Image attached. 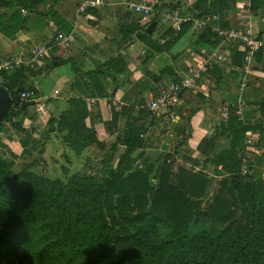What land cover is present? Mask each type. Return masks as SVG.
<instances>
[{"label": "crops", "instance_id": "obj_1", "mask_svg": "<svg viewBox=\"0 0 264 264\" xmlns=\"http://www.w3.org/2000/svg\"><path fill=\"white\" fill-rule=\"evenodd\" d=\"M91 1L0 0V61H32V67H23L31 70L25 82L36 92L26 111L4 118L8 126L0 132V154L6 157L27 141H38L46 163L105 180L125 154L122 140L131 128L139 139L131 154L134 166L152 167L154 184L160 167L185 182L187 172H202L210 178L201 196L205 200L225 176L215 160L228 147L234 116L248 126L240 175L261 180L264 49L247 62L242 44L220 32L240 28L263 34L264 0H251L249 6L242 0H142L152 7L149 13L130 8L129 0H100L81 9ZM127 27L134 32L124 40ZM206 59L211 61L206 71L170 109L144 108L161 88ZM52 63L57 64L49 68ZM74 120L93 135L79 153L64 141ZM119 148L124 152L114 167Z\"/></svg>", "mask_w": 264, "mask_h": 264}, {"label": "trees", "instance_id": "obj_2", "mask_svg": "<svg viewBox=\"0 0 264 264\" xmlns=\"http://www.w3.org/2000/svg\"><path fill=\"white\" fill-rule=\"evenodd\" d=\"M133 32L134 28H125L124 40ZM30 73L23 66L0 69V86L12 100L8 115L15 110L24 112L31 104L20 98L24 90H34L25 82ZM1 122L0 132L4 130ZM230 125L228 147L215 160L225 176L205 200L201 196L210 178L202 172H187L185 182L160 167L154 184L152 167L134 166L131 154L139 139L131 128L122 140L126 152L105 180L75 175L64 184L27 171L14 174L0 156V202L10 205L8 211L14 208L11 220L0 224V249H6L0 264L24 261L32 246L26 239L32 237L34 227L49 238L57 236L47 241V248L55 245L52 249H59L62 264H71L80 256L81 264H178L183 255H187L186 264H264V177L255 181L251 175H240L239 153L248 126L234 116ZM68 130L64 141L76 145V153L80 145L91 143L93 135L79 121H70ZM116 199L124 202L121 208L128 214L116 216ZM208 222L224 228L214 234L188 233L191 225ZM164 223L168 239L156 232ZM19 228L23 241L11 243Z\"/></svg>", "mask_w": 264, "mask_h": 264}, {"label": "rangeland", "instance_id": "obj_3", "mask_svg": "<svg viewBox=\"0 0 264 264\" xmlns=\"http://www.w3.org/2000/svg\"><path fill=\"white\" fill-rule=\"evenodd\" d=\"M1 126L7 127L8 119H3L1 122ZM33 142L34 143L31 144L30 142L27 141L26 144L21 145V147H17L16 151L10 150L9 154L6 157L5 154H0V156L10 164L9 168L14 174L27 171L31 175L40 176L42 178L49 180L57 179L62 181L64 184H67L72 179V177H75V175H72L70 173L69 169L58 167L53 164L54 163L53 161H49V163H46L45 161L40 159V155L42 151H40L39 142L38 141H33ZM94 172L96 173L95 174L96 176L100 175L101 173L100 168L96 166ZM118 200L119 199H116L114 201V209L116 216H122L123 214H128L129 212L126 213L125 209L123 207L121 208V205L122 204L124 205V202ZM9 206L10 205L8 204H4L3 202H0V224H3L4 222L11 220V214L13 213L14 208L9 209L8 211L7 209ZM5 225H2L1 227H4ZM22 228H19L13 232L12 238L10 239L11 243L13 241H23L22 231L24 230V228L23 229ZM167 228L168 226L165 223L162 224L159 227V229L156 230V232L158 233V237L162 239H168V235L166 232ZM223 228L224 225L208 222L199 227L195 226L193 228H189L190 230L188 233L193 234V233H198L200 231H207L209 234H214L221 231ZM20 229H22V231H20ZM41 230L37 227H34V230L32 232V237L26 239V242L31 243L32 246L29 249V254H27V256L24 258V261L21 264H62L63 257L62 254L59 253V249H52L53 247H55V245H53L52 247L51 245H49V248H47V241L50 240L51 238H56L57 236L49 238L48 236H44ZM46 230L47 229H44V232H46ZM124 246L128 247L129 245L124 244L123 247ZM5 254H6V249L1 248L0 260L6 257ZM186 258L187 255H183L179 257L180 260L178 264L181 263L186 264L185 263ZM82 260H83L82 256L76 257L71 264H81Z\"/></svg>", "mask_w": 264, "mask_h": 264}, {"label": "built area", "instance_id": "obj_4", "mask_svg": "<svg viewBox=\"0 0 264 264\" xmlns=\"http://www.w3.org/2000/svg\"><path fill=\"white\" fill-rule=\"evenodd\" d=\"M242 1L248 6L251 2V0ZM95 2H100V0H94L84 4L81 6V9L83 10L87 5L94 4ZM128 4L130 8L138 9L144 13L151 12L152 7L142 0H129ZM220 34L225 40L242 44L245 52L244 59L247 62L252 59V56L256 51L264 49V33L261 35H254L251 32L244 31L240 28H229L220 32ZM38 52L40 53L41 50H38ZM217 58H219V56ZM31 62L32 61L25 62L21 57H10L0 61V69L24 66V64L32 67L33 65ZM210 62L209 59H206L200 66L190 68L187 74H185L179 81L171 82L166 87L161 88L153 99L144 106V108L154 113H161L170 109L178 100L179 94L192 86L193 82L199 78L200 74L206 71L207 65ZM20 98L24 101H33L36 99V92L32 89L24 90L21 92Z\"/></svg>", "mask_w": 264, "mask_h": 264}, {"label": "water", "instance_id": "obj_5", "mask_svg": "<svg viewBox=\"0 0 264 264\" xmlns=\"http://www.w3.org/2000/svg\"><path fill=\"white\" fill-rule=\"evenodd\" d=\"M155 26V22L150 24L148 28L146 29L147 33H151L152 29ZM12 107V100L11 97L8 93V91L3 87L0 86V121H2L10 112ZM1 131V127H0ZM124 152L122 148H119L118 151L116 152V162L114 164V167L117 166L118 164V157Z\"/></svg>", "mask_w": 264, "mask_h": 264}]
</instances>
